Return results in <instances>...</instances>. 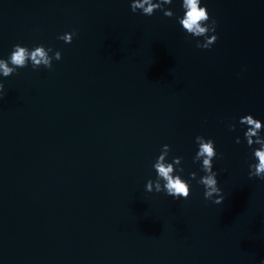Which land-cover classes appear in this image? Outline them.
<instances>
[{
	"label": "water",
	"instance_id": "obj_1",
	"mask_svg": "<svg viewBox=\"0 0 264 264\" xmlns=\"http://www.w3.org/2000/svg\"><path fill=\"white\" fill-rule=\"evenodd\" d=\"M201 5L216 20L209 49L178 24L180 0L164 6L172 18L130 0H0V58L16 44L61 53L0 76V264L264 259V180L248 176L239 124H264V0ZM197 135L215 142L219 205L197 183ZM165 144L185 180L197 173L186 200L145 191Z\"/></svg>",
	"mask_w": 264,
	"mask_h": 264
},
{
	"label": "clouds",
	"instance_id": "obj_2",
	"mask_svg": "<svg viewBox=\"0 0 264 264\" xmlns=\"http://www.w3.org/2000/svg\"><path fill=\"white\" fill-rule=\"evenodd\" d=\"M173 4V0H130V9L133 13L138 10L142 15L152 16L155 11L160 10L165 17L172 18L174 12L171 8H165V5ZM180 7L183 10L182 16H176L178 24L182 30L192 37H203V42L196 41L197 48L209 49L217 40L216 20L209 16L206 6L201 5V0H180ZM211 33V35H209ZM75 31L65 33L58 39L65 43H71ZM52 53V55H49ZM61 59L60 51L53 52L51 47H45L39 44L29 49L21 44L13 45L6 59L0 58V76L9 77L17 73L18 69L31 65L33 70L41 67L45 69L52 68L53 60ZM3 84L0 83V89ZM239 124L245 126L243 132L246 146L252 148V158L255 161L248 165L249 178H258L264 180V124L259 119H255L253 115L246 114L239 118ZM230 131H235V124H228ZM240 137L237 136L235 143L239 144ZM197 150L193 156V163L200 162V169L204 173L198 184L204 188L203 196L206 200H212L214 204H221L224 200L221 189L218 187L216 179L218 173L213 170V160L217 158L215 142L211 138H205L197 135L195 137ZM256 145V147H253ZM170 148L167 144L162 146L160 154L156 157L152 167L156 173L155 179H149L145 184L147 192H164L167 196L174 200L187 199L191 194V180L196 179V172H189L188 179L182 177L184 169L179 167L182 157H173L171 162L166 158L169 155ZM215 197V198H214ZM264 264V259L260 261Z\"/></svg>",
	"mask_w": 264,
	"mask_h": 264
}]
</instances>
